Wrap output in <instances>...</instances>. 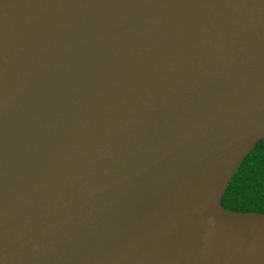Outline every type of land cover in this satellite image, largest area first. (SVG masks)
Here are the masks:
<instances>
[{"label": "water", "instance_id": "95a60500", "mask_svg": "<svg viewBox=\"0 0 264 264\" xmlns=\"http://www.w3.org/2000/svg\"><path fill=\"white\" fill-rule=\"evenodd\" d=\"M262 139L264 0H0V264H264Z\"/></svg>", "mask_w": 264, "mask_h": 264}, {"label": "trees", "instance_id": "16d2710c", "mask_svg": "<svg viewBox=\"0 0 264 264\" xmlns=\"http://www.w3.org/2000/svg\"><path fill=\"white\" fill-rule=\"evenodd\" d=\"M225 209L264 213V140L241 162L221 198Z\"/></svg>", "mask_w": 264, "mask_h": 264}]
</instances>
